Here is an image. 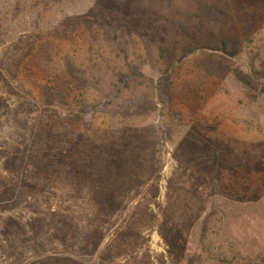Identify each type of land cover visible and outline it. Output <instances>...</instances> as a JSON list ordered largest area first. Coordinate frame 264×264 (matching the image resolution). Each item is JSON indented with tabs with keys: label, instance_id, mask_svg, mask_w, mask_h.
<instances>
[{
	"label": "rangeland",
	"instance_id": "1",
	"mask_svg": "<svg viewBox=\"0 0 264 264\" xmlns=\"http://www.w3.org/2000/svg\"><path fill=\"white\" fill-rule=\"evenodd\" d=\"M263 32L264 0H0V264H264Z\"/></svg>",
	"mask_w": 264,
	"mask_h": 264
},
{
	"label": "trees",
	"instance_id": "2",
	"mask_svg": "<svg viewBox=\"0 0 264 264\" xmlns=\"http://www.w3.org/2000/svg\"><path fill=\"white\" fill-rule=\"evenodd\" d=\"M52 2H60L64 0H49ZM259 7L257 5L251 7H240V25L241 27L250 32L255 26V15ZM262 41V43H260ZM258 46H254L250 52L251 64L249 66L250 72L248 74L243 73L239 69L235 70L236 78L242 82L249 90L258 92L264 95V32L261 35ZM232 41L224 42L226 53H230ZM261 44V46H260ZM253 52L255 53L253 56ZM253 56V57H252Z\"/></svg>",
	"mask_w": 264,
	"mask_h": 264
}]
</instances>
